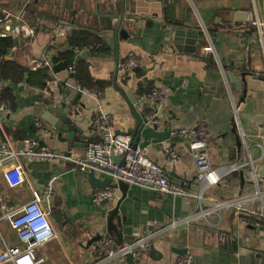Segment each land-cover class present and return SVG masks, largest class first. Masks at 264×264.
Segmentation results:
<instances>
[{
	"label": "crops",
	"instance_id": "crops-1",
	"mask_svg": "<svg viewBox=\"0 0 264 264\" xmlns=\"http://www.w3.org/2000/svg\"><path fill=\"white\" fill-rule=\"evenodd\" d=\"M2 1L7 9L20 12L26 23L36 29L31 39L13 38L14 46L5 59L29 71H36L31 69L32 62L45 60L53 68L59 64L53 62L59 47L71 30H77L60 24L65 22L101 39L104 52L76 50L72 63L85 62L93 80L109 85L100 94L81 87L74 71L69 72L68 64L59 74L42 67L51 77L42 91L31 90L25 83L0 82V92L6 86L15 90L14 106L12 102L0 105V142L6 137L20 148L24 139L34 137L43 147L81 156L86 145L99 139L92 126L99 107L112 116L116 133L129 136L135 129V120L127 102L115 89L117 84L133 94L138 109L147 114L139 146L150 147L151 160L161 166L169 180L196 192L200 191V185L191 151L185 142L171 138L172 129L206 124L214 167L246 162L237 116L246 133L264 131V18H261L264 0ZM138 2L142 3L140 15H157L164 21L124 20L119 39L114 35L99 37L88 31L116 29L118 21L108 16L121 15L124 5L126 13H135ZM169 10L172 18L168 17ZM238 11L251 18H235ZM206 48L212 51L207 52ZM129 55L135 56L139 65L127 74L121 65ZM246 56L244 72L248 77L244 88L228 74L242 75ZM153 90L165 95L164 103L140 104V94ZM54 102L58 111H43ZM64 103L71 104L70 119L82 130L83 138L73 127L64 131L61 125H54ZM71 132L82 145L76 147L68 141ZM162 145L176 149L177 162L169 161ZM24 169L27 182L18 188H10L4 170H0V198L9 207H19L31 201L33 190L43 194L59 235L38 248L37 256L47 259L44 264H127L123 256L108 259L102 255L97 243H93L97 238L113 240L119 250L140 238L153 236L149 245L156 253L150 254V249L140 264H177L185 256L191 257L189 264H231L230 254L240 247L264 254V225H256L255 218L234 208L223 214L213 212L206 220L199 217L185 222L197 212L194 200L164 198L150 190L129 186L132 196L129 191L125 194L119 187L112 188L109 190L115 193L114 200L95 203V193L103 189L94 188L90 172H83L72 163L37 161L25 163ZM95 176L117 184L105 172L96 170ZM254 192L247 171L237 170L227 176V185L206 189L204 198L209 205L239 198L248 207L258 209L260 205L252 199ZM117 207L118 217L111 228L108 216ZM4 243L20 245L7 222L0 223V253ZM184 250L187 253L181 254Z\"/></svg>",
	"mask_w": 264,
	"mask_h": 264
},
{
	"label": "built area",
	"instance_id": "built-area-1",
	"mask_svg": "<svg viewBox=\"0 0 264 264\" xmlns=\"http://www.w3.org/2000/svg\"><path fill=\"white\" fill-rule=\"evenodd\" d=\"M2 2L0 0V37L33 38L36 29L26 23L20 12L10 11ZM205 51L210 52L212 49L206 48ZM2 63L3 59L0 57V65ZM32 63V70H38L42 67L52 68V64L46 60ZM138 65L137 58L129 55L123 61L121 68L128 74L136 70ZM69 72H73L72 67L69 68ZM138 99L140 104L162 105L165 101V95L159 90H153L140 94ZM236 119L243 152L246 154V162L244 163L237 162L214 167L209 154L211 136L204 123H199L194 127L171 130V138L185 142L191 151L196 168V181L200 185V191L196 192L169 180L161 166L151 160L150 147L138 146L134 149L130 136L116 133L112 125V116L101 107L98 108L96 117L92 122L93 128L99 134V139L93 142L83 155L74 157L62 154L43 147L40 141L34 137L24 139L22 146L16 148L5 137L0 142V170H4V179L7 185L10 188H18L27 182L25 163L37 161L72 163L86 173L93 170L100 171L97 167L106 168L112 171V174L108 175L117 184L125 183L129 186L140 187L164 198L194 200L197 212L194 216L186 218L185 222H190V219L197 220L199 217L206 220L213 212L223 214L234 208L240 213L247 214L249 218H255V221H258L255 224L261 226L264 225V176L261 174L264 164V131L248 134L241 125L238 116ZM155 123L159 125L158 121ZM162 148L170 162L178 161L179 154L175 148L165 145H162ZM116 159L118 162H115ZM237 170L247 171L255 189L252 199L254 202H258L260 208L252 209L246 205L244 200L239 198L207 204L204 191L210 187L227 185V176ZM52 181L46 188L47 193L51 190ZM114 199L115 193L109 189L99 190L94 196L95 203ZM46 202L43 194L35 190L32 191L31 201L19 207H9L3 198H0V223H9L20 242L19 246H8L4 243L3 251L0 253V264H44L46 262V258L37 256V250L39 247L58 239L59 236L51 221L50 208ZM152 237L140 238L136 240L135 244L123 246L119 250L116 249L113 240L103 238L97 242V248L108 259H113L119 255L124 257L130 253L141 262L143 255L151 249L149 243L153 240ZM190 262L191 257L185 256L177 264H189Z\"/></svg>",
	"mask_w": 264,
	"mask_h": 264
},
{
	"label": "water",
	"instance_id": "water-1",
	"mask_svg": "<svg viewBox=\"0 0 264 264\" xmlns=\"http://www.w3.org/2000/svg\"><path fill=\"white\" fill-rule=\"evenodd\" d=\"M141 4H142L141 2L137 3L138 7H137L135 13H132V12L126 13L125 5H124L121 15H118V14L109 15L108 16L109 19H113V20L118 21V25H117L116 29H113L110 31H92V30H88V31H90L91 33H93L99 37L106 36V35H114L116 37V39H119V37L122 33L121 27H122L124 20H127V19H131V20H135V21L146 20V21H152V22H163L164 21L163 19L159 18L157 15H153V16H149L147 14L140 15L139 14L140 13L139 7H141L140 6ZM158 14L159 15L161 14L160 11L158 12ZM235 18L246 19V18H251V16L248 17V14L246 12L238 11L235 13ZM60 24H62L64 26H68V27L73 28V29H77V30H85V29H82L78 26H75V25H72L69 23H65V22H60ZM246 59H247V56L245 57L243 66L241 68V72L243 71L242 75L235 76V75H233V73L228 74V76L230 75L231 80H233V79L238 80V83L241 86L243 85L244 88L246 86V77H248V75L244 72L245 67H246ZM212 60L213 59H211L210 61H212ZM66 68H67V63L61 62V63L55 65L52 68V71L55 74H59L60 72L66 70ZM236 77H238V78H236ZM114 87L123 96V98L127 102L128 106L130 108L131 114L135 120V129L129 134V136L132 139L133 148L136 149L139 146V143L141 141L142 131L146 126V115L147 114L138 109V101L133 94L126 93L124 91V89L117 86V84H115ZM21 89L22 88H20V90ZM57 105L58 104L54 102L52 104L51 108H44L43 111L50 113L52 109L57 110ZM61 105L63 108L59 110V112H58L59 119H58V122H56L54 125H56V124L61 125L62 130H64V131H67V130H69L70 127H73L83 138L82 130L78 129L76 127V125L72 122V120L70 119V115H72L73 112H72V109L70 107H68V105L71 106V104H69V103L65 104L64 103ZM67 139H68V141L73 143V145L76 147L78 145H82V144L77 142L78 140H77V138L74 137L73 132L70 133V135L67 137ZM88 148H89V146L86 145V151L88 150ZM115 162H118V160L116 159ZM97 169H99L100 171H103L107 174H112V171L110 169L98 168V167H97ZM261 174L264 176V168H263ZM174 177L176 178V176H174ZM89 179H90L93 187L96 189H103L104 190V189H112V188H118L119 187L121 190H123V192L125 194H127V192L129 191V196H132V192L129 190V185H127L125 183H118V184L113 185L111 180L98 179L95 176V170H93L89 173ZM118 211H119L118 207L114 208L108 216V225L111 228H113L114 218L118 217V213H119ZM101 239H103V238H97V239L93 240V243L94 242L97 243ZM119 244H120V242H119ZM155 253H156V250L152 247L150 250V254H155ZM186 253H187V250H184L181 254H186ZM124 258H125V261L127 264H140V261L136 260L135 257L130 253L126 254L124 256ZM230 262H231V264H264V254L258 253V252L253 251V250H249L247 248L240 247L237 251H234L230 254Z\"/></svg>",
	"mask_w": 264,
	"mask_h": 264
},
{
	"label": "trees",
	"instance_id": "trees-1",
	"mask_svg": "<svg viewBox=\"0 0 264 264\" xmlns=\"http://www.w3.org/2000/svg\"><path fill=\"white\" fill-rule=\"evenodd\" d=\"M167 13L169 18L173 17L170 10ZM13 46L14 40L12 37H0V57L3 58V63L0 65V82H9L12 84L25 83L31 90H44L51 79L49 71L46 68L29 71L15 62L5 59L6 54ZM83 49H91L92 52L99 53L104 52L106 48L105 45H102L100 38L88 32L71 30L65 43L59 47L58 52L53 58V62H67L68 68H73V75L81 87L96 91L100 94L109 83L93 80L88 73V67L85 62L78 64L72 63L75 51ZM14 93L15 90L12 87H4L0 92V105H6L12 102L14 106ZM36 97L42 100L40 96Z\"/></svg>",
	"mask_w": 264,
	"mask_h": 264
},
{
	"label": "rangeland",
	"instance_id": "rangeland-1",
	"mask_svg": "<svg viewBox=\"0 0 264 264\" xmlns=\"http://www.w3.org/2000/svg\"><path fill=\"white\" fill-rule=\"evenodd\" d=\"M262 12H263V14H262L261 18H264V9L262 10ZM262 32H263V30H262Z\"/></svg>",
	"mask_w": 264,
	"mask_h": 264
}]
</instances>
